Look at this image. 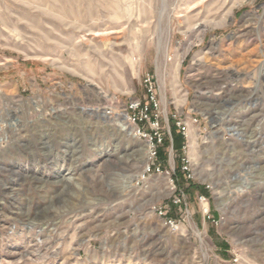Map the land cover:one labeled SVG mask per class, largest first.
<instances>
[{"label":"rangeland","instance_id":"374dc122","mask_svg":"<svg viewBox=\"0 0 264 264\" xmlns=\"http://www.w3.org/2000/svg\"><path fill=\"white\" fill-rule=\"evenodd\" d=\"M0 264H264V0H0Z\"/></svg>","mask_w":264,"mask_h":264},{"label":"built area","instance_id":"2783aa9c","mask_svg":"<svg viewBox=\"0 0 264 264\" xmlns=\"http://www.w3.org/2000/svg\"><path fill=\"white\" fill-rule=\"evenodd\" d=\"M150 100H151V104L150 106L145 105L144 103H142L141 101L137 100L134 102H130L128 108L133 112V117H132V121L134 123H139V122H144V121H152L154 128V133L151 135H147L144 132H140V130L138 129V133L142 134L143 136H148L149 141H150V145H149V153H150V159L153 158H157V151H158V144L161 141V136L158 132V119L156 116H149L148 115V110L150 108H152V105L156 106V103L154 101L153 96H150ZM147 171H149L151 169V166L149 164H147L146 167ZM153 170L159 171V167L153 165L152 166ZM172 181V180H171ZM179 201V199H178ZM169 224L171 226H174V222L172 220L168 221Z\"/></svg>","mask_w":264,"mask_h":264},{"label":"trees","instance_id":"16d2710c","mask_svg":"<svg viewBox=\"0 0 264 264\" xmlns=\"http://www.w3.org/2000/svg\"><path fill=\"white\" fill-rule=\"evenodd\" d=\"M174 128H176L175 126H174ZM184 140V135L182 134V132L181 131H179V133L177 134V136H174L173 137V145H174V147H179L180 148V151H181V146L179 145V144H182V141ZM181 142V143H180ZM161 154V150H158L157 151V156H159ZM178 172H184L182 169H181V167L179 166L178 167Z\"/></svg>","mask_w":264,"mask_h":264},{"label":"bare ground","instance_id":"6f19581e","mask_svg":"<svg viewBox=\"0 0 264 264\" xmlns=\"http://www.w3.org/2000/svg\"><path fill=\"white\" fill-rule=\"evenodd\" d=\"M47 138V137H46Z\"/></svg>","mask_w":264,"mask_h":264}]
</instances>
